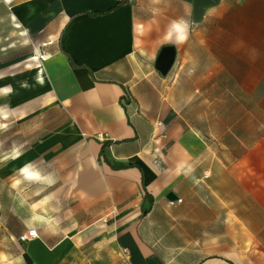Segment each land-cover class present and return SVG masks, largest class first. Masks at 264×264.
<instances>
[{
    "label": "crops",
    "instance_id": "obj_1",
    "mask_svg": "<svg viewBox=\"0 0 264 264\" xmlns=\"http://www.w3.org/2000/svg\"><path fill=\"white\" fill-rule=\"evenodd\" d=\"M122 1L0 0V264H264V101L190 124L155 66L221 0Z\"/></svg>",
    "mask_w": 264,
    "mask_h": 264
},
{
    "label": "rangeland",
    "instance_id": "obj_2",
    "mask_svg": "<svg viewBox=\"0 0 264 264\" xmlns=\"http://www.w3.org/2000/svg\"><path fill=\"white\" fill-rule=\"evenodd\" d=\"M213 5L191 33L189 46L176 50L165 85L172 87L179 115L190 124L229 121L224 116L230 105L220 104V99H228L230 91L232 108L237 96L239 118L244 115L241 123L259 124L264 101V0H221ZM229 74L237 80L230 81ZM218 142L213 145L217 151L228 150Z\"/></svg>",
    "mask_w": 264,
    "mask_h": 264
},
{
    "label": "water",
    "instance_id": "obj_3",
    "mask_svg": "<svg viewBox=\"0 0 264 264\" xmlns=\"http://www.w3.org/2000/svg\"><path fill=\"white\" fill-rule=\"evenodd\" d=\"M176 58V48L172 44L164 45L156 58L155 66L156 68L162 72L163 74H167L169 70L172 68L173 63ZM168 197L171 200H178V195L173 191L168 193Z\"/></svg>",
    "mask_w": 264,
    "mask_h": 264
},
{
    "label": "clouds",
    "instance_id": "obj_4",
    "mask_svg": "<svg viewBox=\"0 0 264 264\" xmlns=\"http://www.w3.org/2000/svg\"><path fill=\"white\" fill-rule=\"evenodd\" d=\"M189 25L186 21L173 22L168 29L167 39L179 45L184 43L188 38Z\"/></svg>",
    "mask_w": 264,
    "mask_h": 264
},
{
    "label": "built area",
    "instance_id": "obj_5",
    "mask_svg": "<svg viewBox=\"0 0 264 264\" xmlns=\"http://www.w3.org/2000/svg\"><path fill=\"white\" fill-rule=\"evenodd\" d=\"M100 137L104 138L103 134H99ZM38 236L37 230L35 228H30L27 230V232L23 233L20 235V240L21 241H27L30 240L31 238H35Z\"/></svg>",
    "mask_w": 264,
    "mask_h": 264
},
{
    "label": "trees",
    "instance_id": "obj_6",
    "mask_svg": "<svg viewBox=\"0 0 264 264\" xmlns=\"http://www.w3.org/2000/svg\"><path fill=\"white\" fill-rule=\"evenodd\" d=\"M125 0H123L122 2H124ZM103 153H104V146H103ZM113 167H118L117 165L113 164Z\"/></svg>",
    "mask_w": 264,
    "mask_h": 264
},
{
    "label": "bare ground",
    "instance_id": "obj_7",
    "mask_svg": "<svg viewBox=\"0 0 264 264\" xmlns=\"http://www.w3.org/2000/svg\"><path fill=\"white\" fill-rule=\"evenodd\" d=\"M33 57H36L35 55H33Z\"/></svg>",
    "mask_w": 264,
    "mask_h": 264
}]
</instances>
